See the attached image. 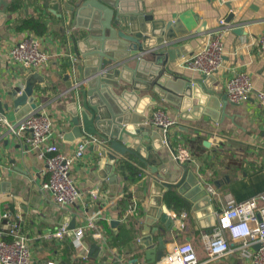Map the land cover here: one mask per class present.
Listing matches in <instances>:
<instances>
[{
	"label": "crops",
	"instance_id": "1",
	"mask_svg": "<svg viewBox=\"0 0 264 264\" xmlns=\"http://www.w3.org/2000/svg\"><path fill=\"white\" fill-rule=\"evenodd\" d=\"M6 1V18L0 19V101L3 111L8 119L16 120L10 102L18 87L24 88L25 80L31 74L8 62L7 49L27 33L37 35L42 39L43 49L50 58L47 65L36 72L44 78V83H36L33 94L37 108L46 112L54 123L52 141L58 144L64 154L69 155L79 139L72 142L63 139L64 133L71 129L66 105L73 101L72 96H61L65 90L63 76L68 72L67 60L73 55L67 34L68 17L63 4L65 1L74 3L76 0ZM54 3L58 4V11L62 15L66 14L62 28L61 20L47 7ZM141 5L147 11H152L157 19L181 18L190 37L175 46L190 45V52L202 45L207 33L220 28V19L225 21L232 13V20L227 25L241 26L242 35L234 33L233 28L225 32L224 62L214 75L216 81L212 83V89L225 94L226 81L239 71L250 74L255 89H264V54L260 53L258 46V39L264 34V0H234L229 3L230 6L220 5L216 0H141ZM27 18L41 20L46 25V31L38 35L30 29H24L21 25ZM187 56L178 58L171 67L177 75L193 79L199 74L181 66ZM153 101L155 104L148 107L144 115L148 118L153 110L160 108L176 121L168 135L172 148L178 140L184 143L193 155V162L187 165L188 168L195 173L201 184L209 183L215 191L211 198L212 213L200 215V218L192 210L191 204L185 203L179 195L171 190L163 194L162 210L165 213L178 216L185 211L187 217L177 219L171 230H167L160 222L150 225L153 240L157 243V238L162 237L163 253L177 242L190 241L200 264H249L248 259L237 251L214 261L207 260L203 236L210 231L203 226H207V219L215 217L222 209L226 199L242 201L264 190V109L252 95L239 105L227 100L224 117L219 116V106H210L218 113L216 120L201 115L192 121L180 118L179 107L155 97ZM192 103L194 105L196 102L193 100ZM139 126L158 130L147 122ZM204 141H208V146L203 145ZM92 145L87 146L84 156L72 167V175L77 185L84 190V198L75 205L57 210L51 201V193L41 189V183L46 180L45 163L38 159L35 151L27 147L24 135L17 139L0 133V177L2 181L9 183V191L0 193V209L9 211L13 219L18 216L20 230L30 238L33 260L38 264H46L54 259L59 264H74L75 254L70 234L61 243L44 239L42 235L72 218H75L77 227L84 223V216L89 214L98 216L97 222L106 241V251L103 254L108 259L105 264H112L113 259L119 256V264H149L143 259L142 248L137 241L144 234L145 215L149 206L150 170L134 156H118L111 171L114 180L109 176L102 178L101 170L108 161L99 157L97 151L91 148ZM172 148L165 145L157 152L161 161L158 170L168 168L171 174H178L172 168L175 164ZM223 158L225 162H220ZM123 161L134 165L141 172V177L135 181L126 179L118 169V164ZM214 181L218 182V187L214 185ZM96 186L100 189L99 197L91 200L86 191ZM130 208L134 209V214L126 216L125 213ZM113 210H116L119 221L115 227L110 224ZM4 224V221L1 222L0 227ZM84 243L87 246L97 243L99 247H104L99 241L93 240L89 232L84 236ZM99 262L100 257H88L86 264Z\"/></svg>",
	"mask_w": 264,
	"mask_h": 264
},
{
	"label": "water",
	"instance_id": "2",
	"mask_svg": "<svg viewBox=\"0 0 264 264\" xmlns=\"http://www.w3.org/2000/svg\"><path fill=\"white\" fill-rule=\"evenodd\" d=\"M7 6L6 0H0L1 20L6 18ZM47 7L61 20L60 28L67 14V34L73 52L67 60L68 72L63 76L65 90L61 93V96L73 98L66 105L71 129L64 133L63 139L72 142L96 136L98 142L91 148L108 161L101 170L102 178L109 176L114 180L111 171L118 156H134L148 166L149 206L144 234L137 243L142 248L143 259L155 264L164 255V243L162 237L157 238V243L153 240L149 226L160 222L171 230L178 219L162 210L163 194L171 190L179 195L185 203L191 204L199 218L210 215L213 208L210 195L187 165L175 162L172 168L178 174H171L168 168L158 170L161 161L157 152L165 145L169 149L172 146L168 139L164 143L158 130L139 126L147 122L144 113L155 104V97L179 107L181 119L194 121L207 115L216 120L218 113L210 106H219V116L224 117L226 95L212 89L216 81L213 75L188 79L177 75L171 67L178 58L191 53L190 45L175 46L190 37L181 18L157 19L152 11L144 9L141 0L65 1L64 15L58 11L57 3ZM232 15H228L226 24L231 22ZM233 31L242 35L241 26L233 27ZM36 83L43 84L44 78L34 72L26 78L21 94L12 98L10 103L16 120L37 107L33 94ZM3 112L0 102V113ZM203 145L208 146V141ZM214 185L218 187V182L214 181ZM8 191L9 183L0 177V193ZM202 206L206 209H199ZM113 211L110 224L115 227L119 221L116 210ZM207 221L209 224L203 227L211 231L215 217ZM67 223L72 230L75 218ZM85 246L89 258L100 257L98 264H105L108 259L103 254L105 247L97 243ZM120 258L113 259L112 264H118Z\"/></svg>",
	"mask_w": 264,
	"mask_h": 264
},
{
	"label": "built area",
	"instance_id": "3",
	"mask_svg": "<svg viewBox=\"0 0 264 264\" xmlns=\"http://www.w3.org/2000/svg\"><path fill=\"white\" fill-rule=\"evenodd\" d=\"M220 5L229 4L234 0H216ZM220 28L207 33L202 45L191 52L181 62V66L199 75H215L222 68L224 62V34L233 27L227 25L223 19L219 20ZM260 53L264 54V34L258 39ZM50 55L43 49L42 39L32 33H27L15 44L7 49L8 62L22 67L26 72H38L49 62ZM23 87L15 91L20 95ZM227 100L234 105L246 102L253 95L264 109V89H255L248 72L239 71L233 74L225 83ZM1 102V101H0ZM149 126L158 129L164 143L169 142V130L176 125L166 111L157 108L147 118ZM0 133L13 138L24 135V141L30 150L35 151L38 159L45 163L44 175L46 180L41 183V189L51 193V201L57 210L75 205L84 198L82 190L74 180L72 167L75 162L84 156L89 144L98 142L96 136H86L79 139L73 152L64 154L58 144L52 141L54 123L51 117L35 108L20 119L11 121L0 113ZM173 159L176 163L189 165L193 162L191 150L179 140L172 148ZM205 191L212 198L214 188L209 183L202 184ZM100 189L96 186L86 191L91 200L99 197ZM126 216H132L134 209L126 211ZM187 217L182 211L178 220ZM96 214L84 216V223L68 229V223H63L57 229L42 235L44 239L56 240L61 243L72 231V248L75 254L74 264H86L88 261L87 248L84 236L87 232L90 237L99 241L103 246L106 241L103 237ZM18 216L13 219L9 211H1L0 223V264H38L33 260V248L28 238L20 230ZM105 247V246H104ZM203 247L207 260L214 261L220 257L239 252L246 257L249 264H264V190L255 196L242 201L226 199L224 206L215 214V225L211 231L203 236ZM106 248V247H105ZM115 259V258H114ZM118 264L121 262L118 260ZM46 264H59L58 260H49ZM156 264H200L192 243L188 240L177 242L169 251L164 253Z\"/></svg>",
	"mask_w": 264,
	"mask_h": 264
},
{
	"label": "trees",
	"instance_id": "4",
	"mask_svg": "<svg viewBox=\"0 0 264 264\" xmlns=\"http://www.w3.org/2000/svg\"><path fill=\"white\" fill-rule=\"evenodd\" d=\"M24 29H30L34 33L41 35L46 31V25L39 19L27 18L23 20L22 25ZM118 169L125 176L126 179L135 181L141 177V172L131 163L123 161L118 164Z\"/></svg>",
	"mask_w": 264,
	"mask_h": 264
},
{
	"label": "rangeland",
	"instance_id": "5",
	"mask_svg": "<svg viewBox=\"0 0 264 264\" xmlns=\"http://www.w3.org/2000/svg\"><path fill=\"white\" fill-rule=\"evenodd\" d=\"M224 161L225 162V158H223L222 160H220V162Z\"/></svg>",
	"mask_w": 264,
	"mask_h": 264
}]
</instances>
